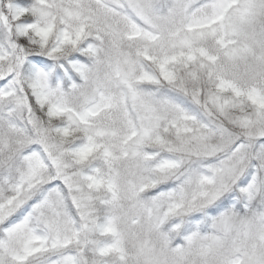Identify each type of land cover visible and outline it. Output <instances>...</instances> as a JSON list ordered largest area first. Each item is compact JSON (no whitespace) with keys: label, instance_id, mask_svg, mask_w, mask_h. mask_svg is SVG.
<instances>
[{"label":"snow or ice","instance_id":"1","mask_svg":"<svg viewBox=\"0 0 264 264\" xmlns=\"http://www.w3.org/2000/svg\"><path fill=\"white\" fill-rule=\"evenodd\" d=\"M0 264H264V0H0Z\"/></svg>","mask_w":264,"mask_h":264}]
</instances>
